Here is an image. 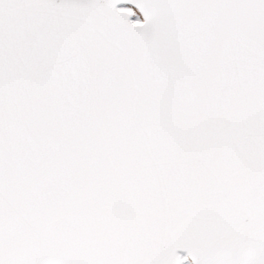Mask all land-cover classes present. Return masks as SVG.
Segmentation results:
<instances>
[{"label": "snow or ice", "instance_id": "6c2138e0", "mask_svg": "<svg viewBox=\"0 0 264 264\" xmlns=\"http://www.w3.org/2000/svg\"><path fill=\"white\" fill-rule=\"evenodd\" d=\"M0 264H264V0H0Z\"/></svg>", "mask_w": 264, "mask_h": 264}]
</instances>
